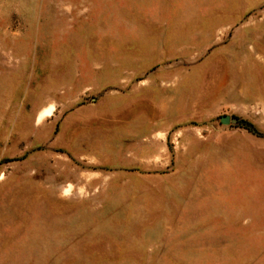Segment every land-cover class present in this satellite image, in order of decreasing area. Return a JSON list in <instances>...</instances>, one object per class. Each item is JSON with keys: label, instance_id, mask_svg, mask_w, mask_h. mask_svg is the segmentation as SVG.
<instances>
[{"label": "rangeland", "instance_id": "rangeland-1", "mask_svg": "<svg viewBox=\"0 0 264 264\" xmlns=\"http://www.w3.org/2000/svg\"><path fill=\"white\" fill-rule=\"evenodd\" d=\"M0 264H264V0H0Z\"/></svg>", "mask_w": 264, "mask_h": 264}, {"label": "crops", "instance_id": "crops-1", "mask_svg": "<svg viewBox=\"0 0 264 264\" xmlns=\"http://www.w3.org/2000/svg\"><path fill=\"white\" fill-rule=\"evenodd\" d=\"M141 92H142V94L140 93L141 95L139 96L140 103L142 104L141 110H140L141 111L140 112V120H139V122L141 123V133H142L141 138H140L142 143H141L140 147H142V149L145 150V153L148 154L149 147L152 146V148H154V146H155V148H157V145H155L156 144L155 142L159 141L160 145L158 146V150H159V152L163 153L166 150V148H168L167 143H168L170 133L168 131L165 132L164 130H162V131L157 130L156 132H153L151 134V136H149L150 134H149V127H148V124H149L148 115L146 112L143 113V110H146V109H144L145 107L143 106V103L146 101V98L143 95V91H141ZM156 122L158 123L159 121L157 120ZM161 122H164V121L162 120ZM178 122H180V121L173 118L172 120L168 121L167 123H178ZM162 129H164V128H162ZM151 140H152V142L150 143L149 141H151ZM153 143H155V144H153ZM90 155H92V154H90Z\"/></svg>", "mask_w": 264, "mask_h": 264}, {"label": "trees", "instance_id": "trees-1", "mask_svg": "<svg viewBox=\"0 0 264 264\" xmlns=\"http://www.w3.org/2000/svg\"><path fill=\"white\" fill-rule=\"evenodd\" d=\"M239 122L241 124V127L247 129L248 131H250V132H252L254 134H257L256 131L253 128V125L251 123H248L247 121H244V120H240Z\"/></svg>", "mask_w": 264, "mask_h": 264}, {"label": "water", "instance_id": "water-1", "mask_svg": "<svg viewBox=\"0 0 264 264\" xmlns=\"http://www.w3.org/2000/svg\"><path fill=\"white\" fill-rule=\"evenodd\" d=\"M221 122H222V124H224V125H229V124L231 123V119H230V117H228V116H223V117L221 118Z\"/></svg>", "mask_w": 264, "mask_h": 264}, {"label": "bare ground", "instance_id": "bare-ground-1", "mask_svg": "<svg viewBox=\"0 0 264 264\" xmlns=\"http://www.w3.org/2000/svg\"><path fill=\"white\" fill-rule=\"evenodd\" d=\"M41 115H42V114H41ZM44 115H46V113H44L42 116L44 117ZM42 116H41V117H42Z\"/></svg>", "mask_w": 264, "mask_h": 264}]
</instances>
